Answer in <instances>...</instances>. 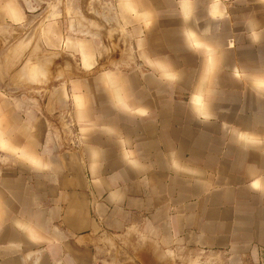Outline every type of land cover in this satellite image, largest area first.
<instances>
[{"label":"crops","instance_id":"0c3cea01","mask_svg":"<svg viewBox=\"0 0 264 264\" xmlns=\"http://www.w3.org/2000/svg\"><path fill=\"white\" fill-rule=\"evenodd\" d=\"M116 2L139 60L91 75L66 0H0L54 59L0 104V264H264V0Z\"/></svg>","mask_w":264,"mask_h":264},{"label":"rangeland","instance_id":"374dc122","mask_svg":"<svg viewBox=\"0 0 264 264\" xmlns=\"http://www.w3.org/2000/svg\"><path fill=\"white\" fill-rule=\"evenodd\" d=\"M83 1L84 5L78 7L74 0H66L63 7L69 24L68 34H75L76 38H81L84 42L96 41L100 45L95 59V69L85 74L96 75L108 69L117 70V62H122L124 59L132 61L133 64L139 60L133 34H130L128 27L124 26L116 0ZM32 8L39 10L34 13L31 12ZM25 10L31 17L39 14L42 8L27 3ZM48 17L47 13L34 24L31 17L28 24L21 29H3L0 32L3 49L0 58V104L7 101L15 106L17 102L31 96L29 92L18 90L20 80L28 81L31 86V83L38 78H48L53 73L54 59L51 58L50 61L42 46V25ZM78 69H80L79 58L68 52L66 74L71 76ZM48 134L56 144L62 137L59 131L52 130ZM70 134L74 143L75 133ZM174 264H224V262L213 255L195 253L192 257L176 260Z\"/></svg>","mask_w":264,"mask_h":264},{"label":"water","instance_id":"95a60500","mask_svg":"<svg viewBox=\"0 0 264 264\" xmlns=\"http://www.w3.org/2000/svg\"><path fill=\"white\" fill-rule=\"evenodd\" d=\"M38 10L39 9H37V8H32L31 12H34L35 13V12H38Z\"/></svg>","mask_w":264,"mask_h":264},{"label":"built area","instance_id":"2783aa9c","mask_svg":"<svg viewBox=\"0 0 264 264\" xmlns=\"http://www.w3.org/2000/svg\"><path fill=\"white\" fill-rule=\"evenodd\" d=\"M73 144H74V143L72 142V146H73Z\"/></svg>","mask_w":264,"mask_h":264}]
</instances>
